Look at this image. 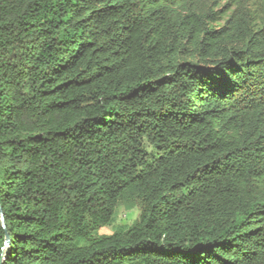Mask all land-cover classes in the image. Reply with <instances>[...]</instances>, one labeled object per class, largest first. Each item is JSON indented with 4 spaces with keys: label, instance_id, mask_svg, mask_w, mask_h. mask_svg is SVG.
<instances>
[{
    "label": "trees",
    "instance_id": "trees-1",
    "mask_svg": "<svg viewBox=\"0 0 264 264\" xmlns=\"http://www.w3.org/2000/svg\"><path fill=\"white\" fill-rule=\"evenodd\" d=\"M223 1L0 0V264H264V0Z\"/></svg>",
    "mask_w": 264,
    "mask_h": 264
},
{
    "label": "rangeland",
    "instance_id": "rangeland-1",
    "mask_svg": "<svg viewBox=\"0 0 264 264\" xmlns=\"http://www.w3.org/2000/svg\"><path fill=\"white\" fill-rule=\"evenodd\" d=\"M232 1H223L219 5V10H231ZM130 208L126 204H120L116 210L113 221L109 226H106L100 230V234L110 235L113 231L120 228L127 227L131 225L135 219L138 217V211L135 207L132 208V205L129 203Z\"/></svg>",
    "mask_w": 264,
    "mask_h": 264
},
{
    "label": "water",
    "instance_id": "water-1",
    "mask_svg": "<svg viewBox=\"0 0 264 264\" xmlns=\"http://www.w3.org/2000/svg\"><path fill=\"white\" fill-rule=\"evenodd\" d=\"M0 218H1V221L3 222V215H2L1 210H0ZM6 243H8V235H6Z\"/></svg>",
    "mask_w": 264,
    "mask_h": 264
}]
</instances>
